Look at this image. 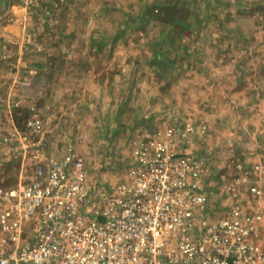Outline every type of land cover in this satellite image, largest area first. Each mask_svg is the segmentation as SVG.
Returning a JSON list of instances; mask_svg holds the SVG:
<instances>
[{
  "label": "rangeland",
  "instance_id": "374dc122",
  "mask_svg": "<svg viewBox=\"0 0 264 264\" xmlns=\"http://www.w3.org/2000/svg\"><path fill=\"white\" fill-rule=\"evenodd\" d=\"M17 1L30 10L17 45L28 57L0 69L37 65L44 94L0 99V152L12 159L0 181L16 186L37 147L55 158L73 147L113 184L135 134L190 125L196 137L180 145L201 159L214 206L234 188L264 194V0Z\"/></svg>",
  "mask_w": 264,
  "mask_h": 264
},
{
  "label": "built area",
  "instance_id": "2783aa9c",
  "mask_svg": "<svg viewBox=\"0 0 264 264\" xmlns=\"http://www.w3.org/2000/svg\"><path fill=\"white\" fill-rule=\"evenodd\" d=\"M189 131L141 135L113 184L73 147L33 149L16 186L0 181V264H264L263 192L214 206Z\"/></svg>",
  "mask_w": 264,
  "mask_h": 264
},
{
  "label": "crops",
  "instance_id": "0c3cea01",
  "mask_svg": "<svg viewBox=\"0 0 264 264\" xmlns=\"http://www.w3.org/2000/svg\"><path fill=\"white\" fill-rule=\"evenodd\" d=\"M11 1H14V3H12ZM28 10H29V8H26L25 5H23L20 1H17V0H0V67L3 66L2 62H9L10 60H14V61L17 60V61L21 62L22 60H25V58L27 59V57H28V55H27L28 53L24 50V48L23 47L19 48L17 46L18 44L22 45L23 40L26 41V39L24 37L25 36L24 30H25L26 24H27L25 18H26V14L28 13ZM17 48H19V50ZM6 65H7V63H4L3 69H0V77L6 76V77H12L14 79L11 82L5 81L4 83H6V84L8 83L7 85L6 84H0V86H1L0 87V99L4 95L8 99H11V97L15 98V96H16V97H18V99H16V101L21 100L17 103V105H21L23 101H26V100H22L23 97L26 98V95L32 94L34 96H38L39 92H40V94H44V89L38 85L39 78L41 77V71H39L37 65H35V66L30 65L29 69L19 68L16 70L11 69V68H7ZM34 67H36V68H34ZM225 87L226 86H223L224 89H225ZM30 90H32L31 93H29ZM33 102H35L37 104L38 100L37 101L35 100ZM9 103L11 104L12 101L8 100L7 104L9 105ZM9 121H10V119H9ZM202 122L206 123L205 121H202ZM199 127H201L203 131H205V130H206V132L208 131V125L207 126L199 125ZM175 129H176L177 133H179V134L181 133V130H180V132H178L177 128H175ZM195 131L197 132L198 129H196V127H195V129L192 128V131H189L185 138L188 140H192V139L194 140V138L196 137ZM207 134H208V132H207ZM135 136L137 138H139L141 135L135 134ZM184 139L180 140V143H182ZM184 146L180 145V148L183 149V148L188 147L187 144H185ZM2 154L3 153L0 152V155H1L0 173L4 174L5 173L4 166H5V164H8V162H6V161L12 160V159L9 158V157H11L10 156L11 154L5 153L4 156H2ZM47 156L53 157V154L47 153ZM58 157H59V155H58ZM257 166L258 165L255 164L256 169H257ZM258 171H262V169H259ZM2 176H4V175H2ZM3 184L5 186H7V184L5 182H3ZM251 197H253V196L249 193L246 198H251ZM242 198L246 199L244 197H242Z\"/></svg>",
  "mask_w": 264,
  "mask_h": 264
},
{
  "label": "trees",
  "instance_id": "16d2710c",
  "mask_svg": "<svg viewBox=\"0 0 264 264\" xmlns=\"http://www.w3.org/2000/svg\"><path fill=\"white\" fill-rule=\"evenodd\" d=\"M173 22V21H172ZM175 22V21H174Z\"/></svg>",
  "mask_w": 264,
  "mask_h": 264
}]
</instances>
